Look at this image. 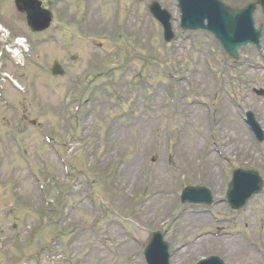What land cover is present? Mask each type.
<instances>
[{
  "label": "rangeland",
  "instance_id": "374dc122",
  "mask_svg": "<svg viewBox=\"0 0 264 264\" xmlns=\"http://www.w3.org/2000/svg\"><path fill=\"white\" fill-rule=\"evenodd\" d=\"M40 1L53 13V26L37 35L15 9L14 0H0V25L9 33L8 42L23 38L29 45L24 61L17 64L0 43V264L8 257L13 264L31 258L32 252L45 254L53 242L60 253L48 256L46 264L61 263L62 255L68 258L67 264L76 258L81 259L77 264H142L140 246L147 234L162 224L174 253L170 264H194L207 255H218L226 264H264L260 254L248 251L245 245L250 240L264 248V191L235 215L221 200L230 169H254L264 180V145L254 147L241 112L242 108L253 111L264 129V100L252 94L253 88H264L263 58L246 47L241 49L240 62L227 67L226 57L210 36L182 34L174 24L177 39L164 44L161 29L147 9L156 1L175 20L174 0H125L124 5L119 0ZM222 1L240 7L251 0ZM256 20L260 23L261 16ZM114 53L123 54L127 62L112 67L106 59ZM207 58L213 73L219 75L218 81L208 70ZM54 62L64 68L63 77L51 75ZM111 67L115 71L106 74ZM127 68L128 83L123 79ZM87 72L88 79L83 81ZM11 79L23 91L17 90ZM168 81L178 94L176 109L169 105L172 92L164 86ZM218 85L223 88L216 90ZM159 88L163 89L155 95ZM106 90L112 91L113 97L116 91L122 97L125 103L116 102L120 110L107 106ZM96 91H104L102 99ZM66 108L76 114L68 122L73 138L67 152L70 185L65 190L70 195L61 202L53 198L56 214L47 218L45 231L36 232L39 220L49 212L44 211L24 158L34 175H39L43 163H51V172L58 178L56 186H63L65 178L54 153L65 133L61 116ZM129 115L135 117L130 127ZM30 121L36 124L30 125ZM41 132H54L56 147L43 144ZM164 132L169 135L170 170L165 169L161 156ZM211 134L219 155L214 146H208ZM79 136L83 142L78 141ZM174 140L178 145L173 146ZM208 152L212 155L206 157ZM116 155L122 159H114ZM120 162L119 173L115 166ZM221 165L224 172L219 171ZM72 175H76L75 181ZM11 179L17 180L14 197L6 194ZM188 185L209 188L218 202L209 212L204 207H181L176 193ZM150 189L157 190L158 196L144 201ZM28 205L35 215L26 210ZM197 211H204L198 215L200 221ZM20 217L28 220L27 230L34 231L15 243L8 225L17 224ZM97 217L101 220L91 229ZM214 217L222 222L215 223ZM26 227L17 224L13 231L22 233ZM212 231L235 236L215 238L209 236ZM192 234H202L199 249L179 252Z\"/></svg>",
  "mask_w": 264,
  "mask_h": 264
},
{
  "label": "water",
  "instance_id": "95a60500",
  "mask_svg": "<svg viewBox=\"0 0 264 264\" xmlns=\"http://www.w3.org/2000/svg\"><path fill=\"white\" fill-rule=\"evenodd\" d=\"M211 1H214V0H201L202 3L199 0H194V3H192V5H191L193 12L196 14H200L202 18L206 17V14L211 7V5H210ZM207 3H208V6H206ZM18 7L20 10H27L28 18H29L31 25L37 24L38 17L32 15L35 12V9H34L35 4L31 5L30 1H26L25 3L24 2H22V3L18 2ZM222 15H223V18H225L228 16V13L223 12ZM195 17H197V16H195ZM164 26H165L166 30H168V28H169L168 24L166 23V24H164ZM227 27H229L231 29L232 25H227ZM190 29H193V27H190ZM226 45H228V43H226ZM226 45H225V47H228ZM233 49L234 48H232V50Z\"/></svg>",
  "mask_w": 264,
  "mask_h": 264
},
{
  "label": "bare ground",
  "instance_id": "6f19581e",
  "mask_svg": "<svg viewBox=\"0 0 264 264\" xmlns=\"http://www.w3.org/2000/svg\"><path fill=\"white\" fill-rule=\"evenodd\" d=\"M163 148H164V146H163ZM162 150H163V149H162ZM189 153H190V154H192V152H189ZM171 175H172V174H169V175H168V176H169V178L171 177Z\"/></svg>",
  "mask_w": 264,
  "mask_h": 264
}]
</instances>
